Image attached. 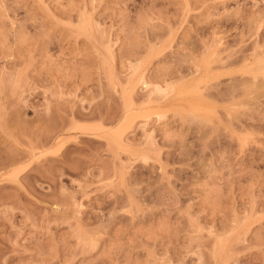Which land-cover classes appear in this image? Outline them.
<instances>
[{"label":"rangeland","instance_id":"obj_1","mask_svg":"<svg viewBox=\"0 0 264 264\" xmlns=\"http://www.w3.org/2000/svg\"><path fill=\"white\" fill-rule=\"evenodd\" d=\"M0 264H264V0H0Z\"/></svg>","mask_w":264,"mask_h":264}]
</instances>
